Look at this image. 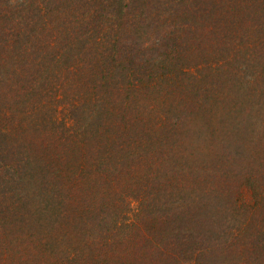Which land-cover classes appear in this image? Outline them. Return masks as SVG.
<instances>
[{
	"label": "trees",
	"instance_id": "obj_1",
	"mask_svg": "<svg viewBox=\"0 0 264 264\" xmlns=\"http://www.w3.org/2000/svg\"><path fill=\"white\" fill-rule=\"evenodd\" d=\"M0 264H264V0H0Z\"/></svg>",
	"mask_w": 264,
	"mask_h": 264
}]
</instances>
